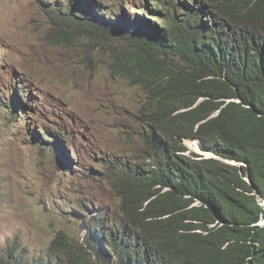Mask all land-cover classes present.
Returning <instances> with one entry per match:
<instances>
[{
	"label": "trees",
	"instance_id": "obj_1",
	"mask_svg": "<svg viewBox=\"0 0 264 264\" xmlns=\"http://www.w3.org/2000/svg\"><path fill=\"white\" fill-rule=\"evenodd\" d=\"M58 5L68 36L103 35L111 77L142 91L143 149L118 166L119 219L95 211L39 264H264V0H185L160 27ZM15 253L0 264H26Z\"/></svg>",
	"mask_w": 264,
	"mask_h": 264
},
{
	"label": "rangeland",
	"instance_id": "obj_2",
	"mask_svg": "<svg viewBox=\"0 0 264 264\" xmlns=\"http://www.w3.org/2000/svg\"><path fill=\"white\" fill-rule=\"evenodd\" d=\"M62 1L0 0V263L8 249L26 264L45 262L56 235L82 239L83 220L95 211L118 220V164L141 163L138 112L145 97L111 77L109 48L97 36L70 37L54 25L46 11ZM128 1L130 20L142 16L140 6L184 2ZM78 2L107 15L119 9L116 0ZM157 16L145 15L153 23ZM184 144L199 153L197 142Z\"/></svg>",
	"mask_w": 264,
	"mask_h": 264
},
{
	"label": "clouds",
	"instance_id": "obj_3",
	"mask_svg": "<svg viewBox=\"0 0 264 264\" xmlns=\"http://www.w3.org/2000/svg\"><path fill=\"white\" fill-rule=\"evenodd\" d=\"M123 1H125L124 2V4L125 5H128V4H130L129 3V1L128 0H116V2L118 3V7H119V9H111V11H110V14H104V13H102V12H100V11H97L96 9H95V7L94 6H91V5H89V4H87V3H81V2H78V0L76 1V4H78V5H81V6H90V7H92L98 14H100V15H104V16H106V17H110V15H112L113 13L115 14V15H117V16H121V15H118V11H123V13H125L126 14V12L124 11V10H122V9H124V6L123 5H121L122 3H123ZM145 2H146V0H144ZM185 1V0H184ZM62 2H64V3H66V1H62ZM61 2V3H62ZM54 3H56V4H59V5H61V3H57V2H54ZM159 5H161V8L159 9V11H157L156 9H153V10H150L149 9V7H144V6H140V8H138L137 10H138V12H140L139 10L141 9V8H146L147 10H145V13L144 14H142L141 12V14H142V16H139V15H136L135 16V19L134 20H130L129 18H128V16H127V14H126V16H127V18H128V20H130L131 22H133V21H135L136 19H137V16H139V17H143L144 19H145V21L146 22H148V25L149 26H154V25H156V26H158V27H160L161 26V22H162V20L165 18V15L167 14V11H170V13L171 14H180V11H179V8H180V4H182V3H178V4H176V5H165L164 3H162V1H159V2H157ZM156 3V4H157ZM120 5L123 7L122 9H120ZM53 7V5H51L49 8V11H48V13L49 14H52L51 15V18H55V26H57L58 28H61V30L62 31H66V33L65 34H67V35H69L68 34V31L70 30V28H68L67 26H65V25H63V24H60L57 20H56V16L51 12V8ZM114 10H116L117 12H114ZM154 12V13H158V14H160L161 16H157V18H159V20H158V23H153V22H151L150 20H148L146 17H145V15L147 14V13H149V12ZM47 12V11H46ZM121 13V12H120ZM80 32H84V33H86V31H84V30H82V29H80V30H76V34L75 35H72L73 37L74 36H76L78 33H80ZM87 34V33H86ZM88 36H89V34H87ZM97 37L98 38H100L101 39V37H100V34H98L97 35ZM109 72H110V70H109ZM123 80V79H122ZM126 82V81H125ZM127 83V82H126ZM128 84V83H127ZM132 87H135V86H132ZM138 88V87H137ZM139 89V88H138ZM142 92V91H141ZM15 98L17 99V96H15ZM19 104L20 105H22L21 104V102H19ZM18 109H16V111H17ZM141 133H142V129H141V127H140V125H139V129H138V141L140 142V145H141V151H139L138 152V156H139V158L141 157V155H142V149H143V146H142V141H141ZM185 141H191V140H185ZM185 143V142H184ZM197 143H198V146H199V142L197 141ZM54 147H56V144H53V145H51L48 149L46 148V150H51L52 148H54ZM199 149L200 150H202L201 148H200V146H199ZM199 154H203V153H198V155ZM201 156V155H200ZM212 156V155H211ZM203 158H214V157H216L215 159H218L219 157H217V156H215L214 154H213V157H206L205 155L204 156H202ZM141 159V158H140ZM218 160H220V161H223V160H225V159H221V158H219ZM229 161V160H228ZM230 162H233V161H230ZM235 162V161H234ZM225 163V162H224ZM237 163V162H236ZM68 164H70V162L68 163ZM67 164V166H70V165H68ZM237 164H242V163H237ZM121 165H124V166H126V167H129V168H131V166L130 165H126V164H122V163H119L118 164V166H121ZM138 165H140V163L138 164ZM231 165V164H230ZM243 165V164H242ZM234 166H239V165H234ZM245 166V165H244ZM133 169V168H132ZM131 169V170H132ZM118 175V172H117V174H116V176ZM247 180V179H246ZM248 183H250V182H248ZM262 202V201H261ZM258 226H260V227H263V226H261L260 225V223L258 224Z\"/></svg>",
	"mask_w": 264,
	"mask_h": 264
},
{
	"label": "water",
	"instance_id": "obj_4",
	"mask_svg": "<svg viewBox=\"0 0 264 264\" xmlns=\"http://www.w3.org/2000/svg\"><path fill=\"white\" fill-rule=\"evenodd\" d=\"M67 5H69V4H72V5H75L76 4V2L75 3H73V2H71V3H66ZM121 16H126V14L125 13H123ZM202 152H204L205 154H208L209 155V157H213V154L212 153H209V152H207V151H203V150H201ZM212 155V156H211ZM214 158H216V157H214ZM219 159V158H218ZM223 162H225V163H227V164H231V165H239V166H244V165H242V164H237L236 162H230V161H228V160H223ZM247 181L249 182V180L247 179ZM261 203V206H263L264 207V205L262 204V203H264V201H262V202H260ZM260 225L261 226H264V219L260 222Z\"/></svg>",
	"mask_w": 264,
	"mask_h": 264
},
{
	"label": "bare ground",
	"instance_id": "obj_5",
	"mask_svg": "<svg viewBox=\"0 0 264 264\" xmlns=\"http://www.w3.org/2000/svg\"><path fill=\"white\" fill-rule=\"evenodd\" d=\"M56 4V3H55ZM117 4V3H116ZM56 5H58V4H56ZM121 5H125L124 3H122ZM157 5H159L158 3H157ZM58 6H60V5H58ZM161 8V5H159V7L158 8H155L156 10H159ZM123 10V9H122ZM81 16H82V14H81Z\"/></svg>",
	"mask_w": 264,
	"mask_h": 264
}]
</instances>
